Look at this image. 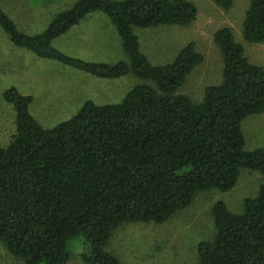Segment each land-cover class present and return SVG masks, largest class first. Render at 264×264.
Masks as SVG:
<instances>
[{
  "label": "trees",
  "instance_id": "obj_1",
  "mask_svg": "<svg viewBox=\"0 0 264 264\" xmlns=\"http://www.w3.org/2000/svg\"><path fill=\"white\" fill-rule=\"evenodd\" d=\"M214 1L225 10L234 4ZM95 11L115 25L126 59L89 62L52 46ZM197 14L191 0H78L44 32L28 35L0 8V26L18 47L99 78L154 83L135 85L117 103L88 100L49 129L30 113L32 96L14 87L4 93L16 130L0 146V241L23 264H66L75 255L86 264H122L107 249L121 224L166 222L200 192L233 189L243 169L261 174L258 192L241 212L214 203L215 234L199 242L196 264H264V146L247 149L242 128L247 117L264 112V66L250 61L230 27L217 29L222 81L197 102L179 92L204 61L194 43L170 62L153 64L135 31L189 26ZM242 36L264 42V0H249Z\"/></svg>",
  "mask_w": 264,
  "mask_h": 264
},
{
  "label": "rangeland",
  "instance_id": "obj_2",
  "mask_svg": "<svg viewBox=\"0 0 264 264\" xmlns=\"http://www.w3.org/2000/svg\"><path fill=\"white\" fill-rule=\"evenodd\" d=\"M191 1L198 8L197 17L191 25H162L135 31L139 36L142 52L153 64L170 62L181 48L194 43L196 50L203 54L204 61L192 70L179 92L198 102L202 100L207 86L222 81V55L213 38L217 29L230 27L236 40L243 44L250 61L263 66L264 42L249 43L243 39L242 25L249 0H234L229 10L217 6L214 0ZM89 17V21L85 22V31H81L80 37L67 36L61 43V51L87 61L113 63L125 59L121 39L109 18L101 12ZM104 24L110 25L119 41ZM1 48L2 147L11 142L16 130V111L12 104L4 100V93L11 87L33 96L30 113L40 125L49 129L70 119L88 100L96 104L117 103L139 83L146 82L154 86L151 81H142L131 75L103 79L54 60L39 58L26 49H13L6 45ZM242 128L247 149L264 146V112L247 117ZM261 182L259 172L243 169L233 189L227 192H200L191 205L175 213L166 222L121 224L113 232L107 249L117 255L122 264H196L199 242L211 240L215 234L212 215L214 203L220 200L231 211L241 212L245 199L256 196ZM0 264H23V261L10 253L0 241ZM66 264L86 263L79 255H75Z\"/></svg>",
  "mask_w": 264,
  "mask_h": 264
},
{
  "label": "crops",
  "instance_id": "obj_3",
  "mask_svg": "<svg viewBox=\"0 0 264 264\" xmlns=\"http://www.w3.org/2000/svg\"><path fill=\"white\" fill-rule=\"evenodd\" d=\"M77 1L78 0H0V8L3 9L9 15V17L15 22L16 26L19 28V30L21 32L28 34V35H38L47 29L49 24L52 22V17L54 15L57 16L60 12L71 8ZM96 12H101V11H95V12L87 14L77 24L73 25L68 31H66L65 33H63L59 37L55 38L52 41V46L55 49H57L58 51L64 53L60 49V48H62L61 47L62 41L66 40L65 38H67V36L73 37L75 35V36L80 37L81 31H85V29L87 27L85 22L89 21L88 19L92 17V16L89 17V15L94 14ZM101 13H103V12H101ZM103 14L106 15L107 18H109L107 14H105V13H103ZM109 21L112 24L114 30L118 34V31H117L115 25L113 24V22L111 21L110 18H109ZM104 25L109 27L112 31L114 38L115 37L117 38L116 33L112 30L110 25L109 24H104ZM119 38L121 39L120 36H119ZM117 41H119L118 38H117ZM121 43H122V40H121ZM8 44H10V46H8ZM5 45L8 48H13V49L22 48V47L16 46L12 42L10 36L0 26V51L2 49L1 47L5 46ZM122 48H123V45H122ZM22 49H26V48H22ZM26 50H29V49H26ZM29 52L34 53L31 50H29ZM34 54L36 56H38L36 53H34ZM64 54H66V53H64ZM66 55L71 56V57H75V58H80V57L72 56L69 54H66ZM38 57L43 58L40 56H38ZM44 59H48V58H44ZM80 59H83V58H80ZM48 60H53V59H48ZM54 61H56V60H54ZM85 61H87V60H85ZM57 62H59V61H57ZM89 62L110 63V62H105V61H89ZM59 63H61V62H59ZM113 63H115V62H113ZM14 88H16V87H14ZM25 95H29V94H25ZM29 96H32V95H29ZM32 98H33V96H32ZM32 102H33V100H32ZM15 118H16V115H15Z\"/></svg>",
  "mask_w": 264,
  "mask_h": 264
}]
</instances>
